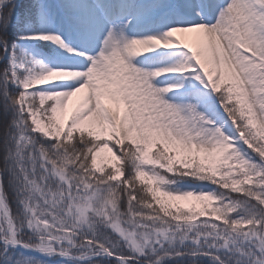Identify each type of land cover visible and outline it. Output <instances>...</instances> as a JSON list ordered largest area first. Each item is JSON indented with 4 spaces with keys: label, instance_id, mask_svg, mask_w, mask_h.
<instances>
[{
    "label": "snow or ice",
    "instance_id": "obj_1",
    "mask_svg": "<svg viewBox=\"0 0 264 264\" xmlns=\"http://www.w3.org/2000/svg\"><path fill=\"white\" fill-rule=\"evenodd\" d=\"M0 264H264V0H0Z\"/></svg>",
    "mask_w": 264,
    "mask_h": 264
},
{
    "label": "rangeland",
    "instance_id": "obj_2",
    "mask_svg": "<svg viewBox=\"0 0 264 264\" xmlns=\"http://www.w3.org/2000/svg\"><path fill=\"white\" fill-rule=\"evenodd\" d=\"M82 94L78 93L76 96L72 97L68 103V107L65 110V112L63 113V116L66 118L68 114H70V112L76 107V105L78 104L80 97ZM115 161H113L111 159V153H109L107 150L99 153V155L97 156V165L100 167H104L105 169L108 168V166L110 164H114ZM203 218H207V217H201ZM217 223H219V221H217Z\"/></svg>",
    "mask_w": 264,
    "mask_h": 264
},
{
    "label": "trees",
    "instance_id": "obj_3",
    "mask_svg": "<svg viewBox=\"0 0 264 264\" xmlns=\"http://www.w3.org/2000/svg\"><path fill=\"white\" fill-rule=\"evenodd\" d=\"M18 2L22 4L24 2V0H18ZM233 195L234 196H239L240 194L239 193H234ZM12 209H13V211H15V205L14 204L12 205Z\"/></svg>",
    "mask_w": 264,
    "mask_h": 264
}]
</instances>
